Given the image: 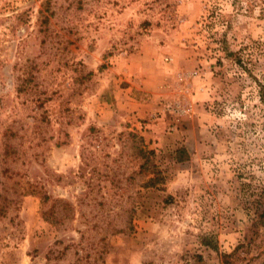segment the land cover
<instances>
[{
  "label": "rangeland",
  "instance_id": "obj_1",
  "mask_svg": "<svg viewBox=\"0 0 264 264\" xmlns=\"http://www.w3.org/2000/svg\"><path fill=\"white\" fill-rule=\"evenodd\" d=\"M0 264H264V0H0Z\"/></svg>",
  "mask_w": 264,
  "mask_h": 264
},
{
  "label": "trees",
  "instance_id": "obj_2",
  "mask_svg": "<svg viewBox=\"0 0 264 264\" xmlns=\"http://www.w3.org/2000/svg\"><path fill=\"white\" fill-rule=\"evenodd\" d=\"M153 180H154V179H150V181H149V182H153Z\"/></svg>",
  "mask_w": 264,
  "mask_h": 264
},
{
  "label": "built area",
  "instance_id": "obj_3",
  "mask_svg": "<svg viewBox=\"0 0 264 264\" xmlns=\"http://www.w3.org/2000/svg\"><path fill=\"white\" fill-rule=\"evenodd\" d=\"M166 59H170V58H166Z\"/></svg>",
  "mask_w": 264,
  "mask_h": 264
},
{
  "label": "crops",
  "instance_id": "obj_4",
  "mask_svg": "<svg viewBox=\"0 0 264 264\" xmlns=\"http://www.w3.org/2000/svg\"><path fill=\"white\" fill-rule=\"evenodd\" d=\"M135 74V73H134ZM141 112V111H140ZM138 114H140V113H138Z\"/></svg>",
  "mask_w": 264,
  "mask_h": 264
}]
</instances>
